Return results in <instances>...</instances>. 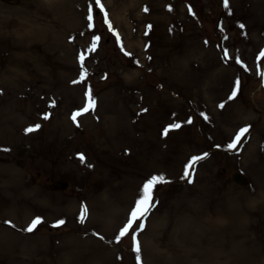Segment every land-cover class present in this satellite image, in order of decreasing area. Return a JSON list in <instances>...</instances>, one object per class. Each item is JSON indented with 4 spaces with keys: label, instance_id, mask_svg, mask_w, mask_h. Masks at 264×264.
I'll list each match as a JSON object with an SVG mask.
<instances>
[{
    "label": "rangeland",
    "instance_id": "obj_1",
    "mask_svg": "<svg viewBox=\"0 0 264 264\" xmlns=\"http://www.w3.org/2000/svg\"><path fill=\"white\" fill-rule=\"evenodd\" d=\"M101 3L111 31L95 0H0V264H137L116 236L154 175L140 264H264V0Z\"/></svg>",
    "mask_w": 264,
    "mask_h": 264
},
{
    "label": "snow or ice",
    "instance_id": "obj_2",
    "mask_svg": "<svg viewBox=\"0 0 264 264\" xmlns=\"http://www.w3.org/2000/svg\"><path fill=\"white\" fill-rule=\"evenodd\" d=\"M95 2H96V6L100 8L101 12L104 15L105 24L108 25L109 30L111 31L112 25L109 21L108 13H107V11H105L104 6L101 3V0H95ZM224 6L226 8L229 6V0H224ZM144 10L147 11V8H145ZM87 19L89 21V28H91L93 26L92 25L93 14H92L91 6L89 7V14H88ZM241 27L243 28L244 26L241 25ZM99 39H100L99 37L93 38L92 45L88 49L89 52L95 50L97 42ZM125 54L127 55V53H125ZM260 57H264V50H261L258 59H260ZM225 58H228L227 51H225ZM78 59H79L80 64H81V74H80V81L79 82H82L83 80L86 79V76H87V71L84 67L85 56L83 54H81L78 57ZM236 62L241 63L239 57L236 58ZM259 74L261 75L262 78H264V72H259ZM77 82L78 81H73V83H77ZM239 86H240V81L237 80L236 85H235L231 95L229 96V100L234 99L236 97L237 92L239 90ZM95 106H96V101H95L94 97L92 96L91 91L89 90L86 93L85 107L82 110H78V111L74 112L71 119L75 123L77 121V117H79L80 115L87 113L89 111H93L95 109ZM220 107H223V105H220ZM43 118L48 119L49 117L47 114H45V116ZM188 123H191V120H189ZM40 127L41 126L39 124H37L35 126L27 128L25 131L27 133H30V132H33V131L39 129ZM179 127H180V124H177V123L169 125L168 127H166L164 129L162 134L167 135L171 129L179 128ZM249 127L250 126L242 127L238 131V133L234 137L233 141L228 145L229 149L236 148V146L241 142V139L248 133ZM204 155L206 156L207 153H205ZM203 158L204 157H192L190 162L185 166L184 177H190L191 170L194 169L195 164L200 159H203ZM80 159H81V161H83L84 157L81 155ZM165 182H166L165 177H163L162 175L161 176H155L154 175L143 184L141 194H140L139 198L135 201V204L129 213V218L127 220V223L120 229L118 235L116 236V240H117V242H119L126 234L129 233L130 230L133 229L134 225H136V230L132 233V238H133V243H134V251L137 254L136 255L137 264H140V262H141V255H140L141 245L137 239V234L139 232H142L145 229V226H146L145 220L148 218L149 214L151 213L153 208H155V206H156L157 202H154V189L156 188L157 185L165 183ZM188 182L192 183V180L189 178ZM87 214H88V209L86 208V206L82 205L80 216H79V220L81 223H83V221L87 217ZM5 223L10 224L9 221H5ZM41 223H42L41 218L36 217L31 221L29 226L26 229H24V231L31 233L34 230H36L37 226L40 225ZM64 223H65V221L61 219V220L57 221L55 226L59 227V226L63 225Z\"/></svg>",
    "mask_w": 264,
    "mask_h": 264
},
{
    "label": "water",
    "instance_id": "obj_3",
    "mask_svg": "<svg viewBox=\"0 0 264 264\" xmlns=\"http://www.w3.org/2000/svg\"><path fill=\"white\" fill-rule=\"evenodd\" d=\"M234 180L236 183L242 184L244 181V177L241 174H236L234 176ZM57 186L65 188L67 186V184L66 183H58Z\"/></svg>",
    "mask_w": 264,
    "mask_h": 264
}]
</instances>
